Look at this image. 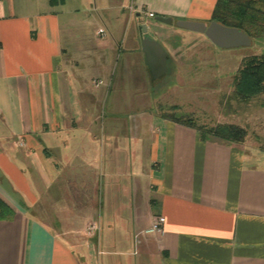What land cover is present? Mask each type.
<instances>
[{
    "label": "crops",
    "instance_id": "1",
    "mask_svg": "<svg viewBox=\"0 0 264 264\" xmlns=\"http://www.w3.org/2000/svg\"><path fill=\"white\" fill-rule=\"evenodd\" d=\"M217 3L0 0V198L13 210L0 264H264V149L152 108L128 124V160L97 113L105 77L109 93L173 91L179 54L149 24L210 22ZM160 216L163 230L147 233Z\"/></svg>",
    "mask_w": 264,
    "mask_h": 264
},
{
    "label": "rangeland",
    "instance_id": "2",
    "mask_svg": "<svg viewBox=\"0 0 264 264\" xmlns=\"http://www.w3.org/2000/svg\"><path fill=\"white\" fill-rule=\"evenodd\" d=\"M149 26L148 34L164 42L174 54H179L177 57L180 58V69L176 76L179 85L173 91L160 94L157 98V94L147 84L143 87V92L138 94L123 92L125 90L120 87L119 90L113 89L109 93L106 91L109 79L103 78L105 84L103 83L102 95L105 101L97 113L100 121L107 122V132L110 123L116 124L118 131L115 133V139L122 147H127L126 158L130 160L132 154L134 155L137 143L129 140V122L134 116H147L152 108H159L166 115L191 118L196 124L206 127L219 123L241 125L247 129L246 141L243 144L253 149H264V96H258L248 102L241 101L235 97L234 86L235 76L243 58L264 54V37L254 38L250 47L222 49L201 32L182 29L175 24L157 23L154 20ZM123 48L127 50L126 46ZM137 53L141 56L139 51ZM125 58L124 51H120L118 56H113L112 69L118 73L122 72ZM138 64V68L144 70L140 57ZM171 79L172 76H168L157 86L166 84ZM111 120L113 121L110 122ZM150 145L151 139L146 137L143 147L145 159L150 155ZM145 164H149L148 159Z\"/></svg>",
    "mask_w": 264,
    "mask_h": 264
},
{
    "label": "trees",
    "instance_id": "3",
    "mask_svg": "<svg viewBox=\"0 0 264 264\" xmlns=\"http://www.w3.org/2000/svg\"><path fill=\"white\" fill-rule=\"evenodd\" d=\"M228 26L246 31L254 40L264 37V0H218L213 19ZM235 97L248 102L264 96V54H254L243 58L234 80ZM188 126L200 129L206 134L244 143L247 129L234 123H219L212 127L196 124L191 118L173 116ZM13 213L11 207L0 198V219Z\"/></svg>",
    "mask_w": 264,
    "mask_h": 264
},
{
    "label": "water",
    "instance_id": "4",
    "mask_svg": "<svg viewBox=\"0 0 264 264\" xmlns=\"http://www.w3.org/2000/svg\"><path fill=\"white\" fill-rule=\"evenodd\" d=\"M156 20L170 25L175 24L182 29L204 33L222 49L250 47L254 41L246 31L238 27L225 25L216 20L210 22L185 19L174 20L172 17L160 15L156 16ZM143 28L147 30L146 25Z\"/></svg>",
    "mask_w": 264,
    "mask_h": 264
},
{
    "label": "built area",
    "instance_id": "5",
    "mask_svg": "<svg viewBox=\"0 0 264 264\" xmlns=\"http://www.w3.org/2000/svg\"><path fill=\"white\" fill-rule=\"evenodd\" d=\"M150 16L154 17V14H150ZM94 82L96 83L97 86L102 84L101 80H95ZM165 222H166L165 216H160V217L156 218L153 221L151 227L146 232L147 233H156V232L162 231L164 228ZM96 229H97L96 226L91 224L87 229V233L92 235Z\"/></svg>",
    "mask_w": 264,
    "mask_h": 264
}]
</instances>
